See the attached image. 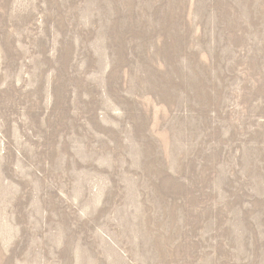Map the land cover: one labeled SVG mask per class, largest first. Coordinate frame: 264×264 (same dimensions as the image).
Returning <instances> with one entry per match:
<instances>
[{"label":"rangeland","instance_id":"374dc122","mask_svg":"<svg viewBox=\"0 0 264 264\" xmlns=\"http://www.w3.org/2000/svg\"><path fill=\"white\" fill-rule=\"evenodd\" d=\"M0 264H264V0H0Z\"/></svg>","mask_w":264,"mask_h":264}]
</instances>
